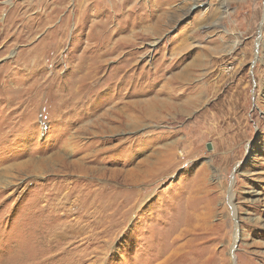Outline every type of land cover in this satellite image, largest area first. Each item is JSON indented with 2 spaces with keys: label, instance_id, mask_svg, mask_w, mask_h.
Here are the masks:
<instances>
[{
  "label": "rangeland",
  "instance_id": "obj_1",
  "mask_svg": "<svg viewBox=\"0 0 264 264\" xmlns=\"http://www.w3.org/2000/svg\"><path fill=\"white\" fill-rule=\"evenodd\" d=\"M235 229L264 264V0H0V264H231Z\"/></svg>",
  "mask_w": 264,
  "mask_h": 264
},
{
  "label": "bare ground",
  "instance_id": "obj_2",
  "mask_svg": "<svg viewBox=\"0 0 264 264\" xmlns=\"http://www.w3.org/2000/svg\"><path fill=\"white\" fill-rule=\"evenodd\" d=\"M182 72V71H181ZM181 75L177 76V78L179 79H185L187 76V74L185 73H181ZM236 229L234 231V236H233V242L231 244V247H230V251H229V256H230V261H231V264H236V259H235V254H234V250H235V246H236V240H237V233H236Z\"/></svg>",
  "mask_w": 264,
  "mask_h": 264
},
{
  "label": "water",
  "instance_id": "obj_3",
  "mask_svg": "<svg viewBox=\"0 0 264 264\" xmlns=\"http://www.w3.org/2000/svg\"><path fill=\"white\" fill-rule=\"evenodd\" d=\"M206 148H207V149H210V145H209V144H207V145H206Z\"/></svg>",
  "mask_w": 264,
  "mask_h": 264
}]
</instances>
